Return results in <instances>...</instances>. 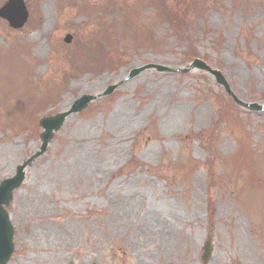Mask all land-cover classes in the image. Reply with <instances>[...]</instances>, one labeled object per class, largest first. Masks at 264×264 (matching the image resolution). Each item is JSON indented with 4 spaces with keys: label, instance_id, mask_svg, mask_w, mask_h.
<instances>
[{
    "label": "rangeland",
    "instance_id": "1",
    "mask_svg": "<svg viewBox=\"0 0 264 264\" xmlns=\"http://www.w3.org/2000/svg\"><path fill=\"white\" fill-rule=\"evenodd\" d=\"M104 1L25 0L21 29L0 20V180L38 150L41 116L96 96L25 168L8 264H264V110L181 71L194 50L234 98L264 104V0H197L181 33L161 15L180 0ZM90 40L112 66L82 65Z\"/></svg>",
    "mask_w": 264,
    "mask_h": 264
},
{
    "label": "water",
    "instance_id": "2",
    "mask_svg": "<svg viewBox=\"0 0 264 264\" xmlns=\"http://www.w3.org/2000/svg\"><path fill=\"white\" fill-rule=\"evenodd\" d=\"M28 12L25 7L23 0H7L0 7V17L5 19L9 26L13 28H20L23 26L27 20ZM71 39L70 35L64 37L65 42H69ZM198 67L202 69H208V67L201 62L200 60H194L193 63L188 67ZM138 70H133L131 75L136 73ZM217 75L218 82L222 83L226 90L229 92L228 87L222 77L218 72H214ZM115 86H109L103 95L109 94L112 92ZM230 93V92H229ZM95 98L93 95H82L77 98L71 107L65 111L57 112L50 116H45L39 120V127L41 131L39 133L40 145L39 149L31 155L28 159L24 160L21 164L16 167V172L13 176L5 178L0 181V264H6L8 259L11 256V253L14 249L13 235L14 230L10 222L9 211L7 207L11 204L13 199V193L18 189L24 181L25 177V168L33 161L34 158L42 155L46 152L48 144L52 140L54 134L63 125L66 117L78 111L83 110L89 105V103ZM240 103V102H239ZM244 106L251 109H264V106L256 104H243ZM210 256V242L206 241L204 245V252L202 255V260L206 261Z\"/></svg>",
    "mask_w": 264,
    "mask_h": 264
},
{
    "label": "trees",
    "instance_id": "3",
    "mask_svg": "<svg viewBox=\"0 0 264 264\" xmlns=\"http://www.w3.org/2000/svg\"><path fill=\"white\" fill-rule=\"evenodd\" d=\"M181 1H183V8H176V9H178V11L172 13V15H171L172 16V20H171L172 22L170 23L171 26L173 27V29L177 30V32H179V33H181V32L178 31V29H180V28L182 29L185 26H189V22L186 21L187 20L186 18L189 17V15L192 12H195V10H200L202 7L201 6V7L197 8V6L195 4V2L197 0H181ZM108 3L111 4L110 6H114L112 1H110ZM107 6L108 5H105V7H107ZM103 37L106 40V42H108L109 37L106 35V33L103 34ZM96 45L97 44L93 43V45L88 46L91 49V53L88 57L84 56V58H87L84 61V65L85 66L87 65L86 67L90 68V67L96 65L97 63L95 61H97L98 63L103 64L105 67H107L108 65L112 66L115 63L114 59H116V58L113 59V57H107L106 55L111 54V53L113 54V52H109L108 49H105L106 51L102 50L103 51L102 52L101 49H99ZM192 55H193V52H190L187 54V57H190ZM216 99H218V98H216ZM228 105H229V103L227 101L224 104V106H228ZM231 109H232V106H231ZM226 110H228V108H225V109L223 108V109L218 110V113L220 115V120L223 119L222 117H223V115L226 114ZM236 156L237 155H234V157H236ZM188 160H189V162L186 164V167H188V168H186V169H188L189 171H192L197 165L194 162L192 163L191 158H188ZM208 209H209V218L211 221L212 217H213V204H212V202L209 203Z\"/></svg>",
    "mask_w": 264,
    "mask_h": 264
},
{
    "label": "bare ground",
    "instance_id": "4",
    "mask_svg": "<svg viewBox=\"0 0 264 264\" xmlns=\"http://www.w3.org/2000/svg\"><path fill=\"white\" fill-rule=\"evenodd\" d=\"M67 105H68V102H66V103L64 104V107H67Z\"/></svg>",
    "mask_w": 264,
    "mask_h": 264
}]
</instances>
